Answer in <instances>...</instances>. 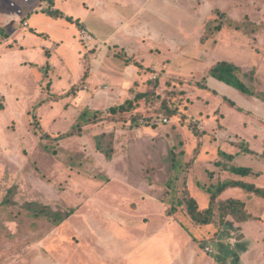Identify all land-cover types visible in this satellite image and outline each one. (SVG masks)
Listing matches in <instances>:
<instances>
[{
  "label": "rangeland",
  "instance_id": "rangeland-1",
  "mask_svg": "<svg viewBox=\"0 0 264 264\" xmlns=\"http://www.w3.org/2000/svg\"><path fill=\"white\" fill-rule=\"evenodd\" d=\"M84 1L57 0L72 17L53 19L47 0H0V264H264L263 198L224 194L244 201L243 222L168 214L178 158L191 161L182 190L201 208L210 196L198 183L264 186V98L208 76L227 60L264 93V0H173L167 20L145 12L116 36L119 21L86 13ZM120 1L102 7L134 8ZM72 18L96 37L81 38ZM136 97V108L108 111ZM86 108L102 113L79 131ZM28 202L73 213L56 224Z\"/></svg>",
  "mask_w": 264,
  "mask_h": 264
},
{
  "label": "trees",
  "instance_id": "trees-1",
  "mask_svg": "<svg viewBox=\"0 0 264 264\" xmlns=\"http://www.w3.org/2000/svg\"><path fill=\"white\" fill-rule=\"evenodd\" d=\"M47 1L48 5L43 9V11L49 16L55 18L62 17V12L54 8V0ZM216 28L221 29V25L218 24ZM242 73L243 72L240 66L227 60H221L216 62L208 70L209 77L215 78L231 87H234L242 93L257 97L261 96L262 98H264V93H258L243 79V76H247L251 80H253L255 78L253 72H247L243 75ZM86 77L87 73L84 74V79ZM199 85L202 88L212 89L207 84L206 78L205 81L199 83ZM214 91L216 92V90ZM224 98L229 101L231 105L235 106L236 103L233 100L225 96ZM137 99L138 97H136L135 99H127L119 105L111 106L108 111L114 115L130 111L136 108ZM167 112L172 114L174 113L173 110L169 109L167 110ZM101 113L102 111L86 108L83 113L79 116L81 121H79L75 125V128L80 131V129L82 130L84 125L90 122H96L100 117ZM194 132L196 134L200 133V131L196 128H194ZM72 134H76V131L65 133L62 136H68ZM102 135L96 136L97 148L108 158H110L113 154V146L111 143L105 146L102 139ZM248 152L253 151L252 149H248ZM190 166L191 161L186 162L183 160V158H178L177 161L174 162L173 181L172 184H170L172 197L171 206L168 209L169 215H175L178 211V207H184L190 218L198 224H209L215 221L216 216L221 221H223V219H225L228 215L233 216L235 220L239 222L251 219L252 215L245 210V203L243 200L234 197H225L224 193L226 190L231 188H240L245 193H248L250 195L253 194L257 197L264 198V186H259L253 182L236 178L222 179L217 181L216 183L211 184L198 183L199 187L204 189L210 196L208 206L205 208H201L197 200L189 192L188 188H183L182 190V187L187 185V170L190 168ZM229 169L235 175L242 177L249 175L252 171L251 168L248 166L238 165H232L231 167H229ZM179 189L181 191V194H176ZM25 206L27 207V209H30L34 215L46 217L56 224L61 223L73 213V210L67 212L54 211L51 208L42 204L40 205L36 202H28Z\"/></svg>",
  "mask_w": 264,
  "mask_h": 264
},
{
  "label": "crops",
  "instance_id": "crops-1",
  "mask_svg": "<svg viewBox=\"0 0 264 264\" xmlns=\"http://www.w3.org/2000/svg\"><path fill=\"white\" fill-rule=\"evenodd\" d=\"M106 2L117 4V5L122 4V2L120 0H85L84 5L86 8L84 11L86 13H88L89 11H94L95 9H97V11L100 10V12H102L101 14H102L103 20L108 21L110 19H113V17H114V19L118 20L119 23L117 22L118 25L115 27V30H114L115 32H113V35H115V36L118 35L119 32L122 30L126 31L128 35L134 33V31H136V30H134L136 27L133 28V26L130 24L131 20L136 19L137 17H139L141 14H144L145 12H147L150 16H152L154 18H158L161 20H167L168 17H167L166 11H168V6H166V5H167V3H170V5L173 4V0H126V2L129 3V7H131L130 5H133L134 8H131L130 12L128 11L126 14L125 13L123 14L121 12L118 14L117 11H114V12L110 11L109 12L108 7H105V8L102 7L103 4H105ZM177 3H176V5H177ZM158 5H160L161 7H159ZM54 8L59 10L58 5H57V0H54ZM59 11H61V10H59ZM62 14H63V16H68L69 18L72 17V15L66 14L64 12ZM46 15L49 16L48 14H46ZM49 17H52V16H49ZM53 19H56V18L53 17ZM72 19L78 20V22L81 24V26L86 27V25L81 23L78 18H72ZM27 24H28L27 26L29 27L30 25L28 22H27ZM89 31L92 34V36L94 35L96 37V33L93 32V30H89ZM38 32H40V31H38ZM41 32H43V31H41ZM93 39H94V37H93ZM52 57L48 58V59H50V60L54 59L55 55H53ZM136 72H137V68L134 69V73H136ZM122 81H123V79H122ZM231 189H236V188H231ZM231 189H228V190H231ZM228 190H226L225 193ZM263 200H264V198H263Z\"/></svg>",
  "mask_w": 264,
  "mask_h": 264
},
{
  "label": "built area",
  "instance_id": "built-area-1",
  "mask_svg": "<svg viewBox=\"0 0 264 264\" xmlns=\"http://www.w3.org/2000/svg\"><path fill=\"white\" fill-rule=\"evenodd\" d=\"M25 25H28L25 23ZM81 38L86 39V40H92L93 36L91 35L90 31H88L86 28H82L80 31Z\"/></svg>",
  "mask_w": 264,
  "mask_h": 264
}]
</instances>
